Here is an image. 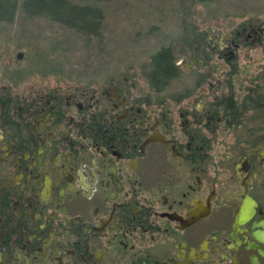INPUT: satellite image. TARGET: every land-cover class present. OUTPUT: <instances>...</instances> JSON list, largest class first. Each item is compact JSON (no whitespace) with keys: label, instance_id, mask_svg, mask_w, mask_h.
Listing matches in <instances>:
<instances>
[{"label":"flooded vegetation","instance_id":"obj_1","mask_svg":"<svg viewBox=\"0 0 264 264\" xmlns=\"http://www.w3.org/2000/svg\"><path fill=\"white\" fill-rule=\"evenodd\" d=\"M241 24L215 92L0 63V264H264V23Z\"/></svg>","mask_w":264,"mask_h":264},{"label":"rangeland","instance_id":"obj_2","mask_svg":"<svg viewBox=\"0 0 264 264\" xmlns=\"http://www.w3.org/2000/svg\"><path fill=\"white\" fill-rule=\"evenodd\" d=\"M66 1L97 11L96 32L25 13L20 7L22 0H18L12 20L0 21V63L29 65L32 80H99L109 74L115 80L126 77L132 98H154L155 91L146 78L151 57L160 48H171L181 75L171 80L165 93L185 90L188 80L196 77L182 71L184 66L193 73L209 71L211 84L203 87L215 92L221 78L219 53L211 51L218 43L216 29L256 20L264 23V0ZM250 52L256 72L264 71V52L259 48ZM17 53L22 56L16 59Z\"/></svg>","mask_w":264,"mask_h":264},{"label":"trees","instance_id":"obj_3","mask_svg":"<svg viewBox=\"0 0 264 264\" xmlns=\"http://www.w3.org/2000/svg\"><path fill=\"white\" fill-rule=\"evenodd\" d=\"M17 3L18 0H0V21L12 20ZM20 7L25 13L44 15L54 22L76 28L79 31L96 32L98 28L97 21L100 15L95 9L79 7L66 0H22ZM149 67L146 78L154 91L161 90L160 88L179 72L171 48H160L154 53Z\"/></svg>","mask_w":264,"mask_h":264}]
</instances>
